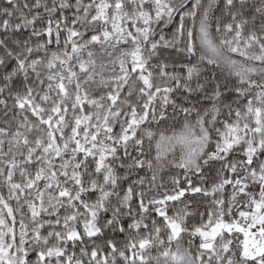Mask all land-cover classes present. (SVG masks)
Instances as JSON below:
<instances>
[{
  "label": "snow or ice",
  "instance_id": "obj_1",
  "mask_svg": "<svg viewBox=\"0 0 264 264\" xmlns=\"http://www.w3.org/2000/svg\"><path fill=\"white\" fill-rule=\"evenodd\" d=\"M0 264H264V0H0Z\"/></svg>",
  "mask_w": 264,
  "mask_h": 264
}]
</instances>
